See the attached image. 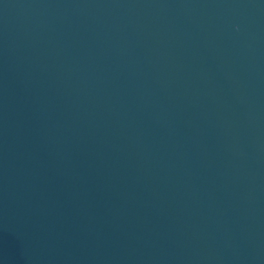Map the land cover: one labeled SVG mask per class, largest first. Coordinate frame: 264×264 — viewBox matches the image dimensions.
<instances>
[{"label":"water","instance_id":"water-1","mask_svg":"<svg viewBox=\"0 0 264 264\" xmlns=\"http://www.w3.org/2000/svg\"><path fill=\"white\" fill-rule=\"evenodd\" d=\"M0 264H264V0H0Z\"/></svg>","mask_w":264,"mask_h":264}]
</instances>
